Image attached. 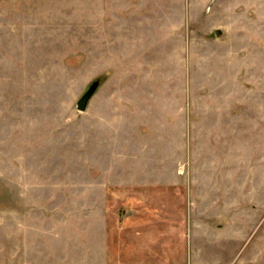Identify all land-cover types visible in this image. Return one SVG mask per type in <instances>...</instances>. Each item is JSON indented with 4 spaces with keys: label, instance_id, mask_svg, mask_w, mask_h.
Segmentation results:
<instances>
[{
    "label": "rangeland",
    "instance_id": "obj_1",
    "mask_svg": "<svg viewBox=\"0 0 264 264\" xmlns=\"http://www.w3.org/2000/svg\"><path fill=\"white\" fill-rule=\"evenodd\" d=\"M158 178L187 179L209 264H264V0H0V264L62 203Z\"/></svg>",
    "mask_w": 264,
    "mask_h": 264
},
{
    "label": "crops",
    "instance_id": "obj_2",
    "mask_svg": "<svg viewBox=\"0 0 264 264\" xmlns=\"http://www.w3.org/2000/svg\"><path fill=\"white\" fill-rule=\"evenodd\" d=\"M182 169L175 171L182 174ZM158 179L108 181L86 212L75 200L62 203L71 206L67 213L42 215L40 241L27 243L25 264H209L199 238L194 251L187 179ZM209 212L204 203L198 207L197 226L206 223L216 231L227 226L222 216L217 221L219 215Z\"/></svg>",
    "mask_w": 264,
    "mask_h": 264
},
{
    "label": "water",
    "instance_id": "obj_3",
    "mask_svg": "<svg viewBox=\"0 0 264 264\" xmlns=\"http://www.w3.org/2000/svg\"><path fill=\"white\" fill-rule=\"evenodd\" d=\"M217 33L221 35L223 33L222 29H217ZM102 77L96 78L93 80L87 90L83 93V95L80 97V99L77 102V106L80 110H86L88 108V105L90 103L91 98L97 91V89L100 87L102 83Z\"/></svg>",
    "mask_w": 264,
    "mask_h": 264
}]
</instances>
